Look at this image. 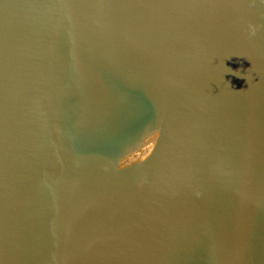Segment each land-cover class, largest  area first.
Here are the masks:
<instances>
[{"label":"water","instance_id":"95a60500","mask_svg":"<svg viewBox=\"0 0 264 264\" xmlns=\"http://www.w3.org/2000/svg\"><path fill=\"white\" fill-rule=\"evenodd\" d=\"M0 264H264V0H0Z\"/></svg>","mask_w":264,"mask_h":264},{"label":"clouds","instance_id":"9594fccd","mask_svg":"<svg viewBox=\"0 0 264 264\" xmlns=\"http://www.w3.org/2000/svg\"><path fill=\"white\" fill-rule=\"evenodd\" d=\"M255 27L253 25H249V31H250V34L254 35L255 34Z\"/></svg>","mask_w":264,"mask_h":264}]
</instances>
